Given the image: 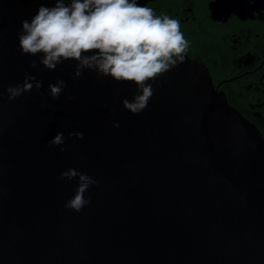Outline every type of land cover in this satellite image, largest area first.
Segmentation results:
<instances>
[{"label": "water", "instance_id": "1", "mask_svg": "<svg viewBox=\"0 0 264 264\" xmlns=\"http://www.w3.org/2000/svg\"><path fill=\"white\" fill-rule=\"evenodd\" d=\"M249 1L214 6L246 15ZM41 4L55 0H0V264H264V137L204 65L178 61L133 114V83L21 54V22ZM26 74L42 87L10 101ZM57 132L64 143L49 145ZM69 168L96 181L79 211L65 207Z\"/></svg>", "mask_w": 264, "mask_h": 264}, {"label": "clouds", "instance_id": "2", "mask_svg": "<svg viewBox=\"0 0 264 264\" xmlns=\"http://www.w3.org/2000/svg\"><path fill=\"white\" fill-rule=\"evenodd\" d=\"M21 54L40 55L39 64L49 70L64 60H75L73 76L79 78L83 69L95 71L100 76L133 83L137 92L122 105L133 114L140 113L153 95L152 83L169 71L177 60L183 61L189 42L180 30V22L167 15H155L153 9L141 6L137 0H55L54 7L38 8L31 20L21 22L18 34ZM37 67V61L29 62ZM42 82L26 74L23 82L8 86L11 101ZM66 87L63 80L49 84V96L56 99ZM71 99V97H69ZM118 127V123L113 124ZM82 138L83 133H69ZM64 137L57 132L49 145H62ZM60 151H64L63 148ZM62 178H78L75 194L66 208L79 211L88 201L84 193L96 181L87 174L69 168Z\"/></svg>", "mask_w": 264, "mask_h": 264}, {"label": "flooded vegetation", "instance_id": "3", "mask_svg": "<svg viewBox=\"0 0 264 264\" xmlns=\"http://www.w3.org/2000/svg\"><path fill=\"white\" fill-rule=\"evenodd\" d=\"M214 2L150 0L145 7L180 22L189 42L184 58L202 63L229 105L264 137V0H250L246 15L227 16L218 15Z\"/></svg>", "mask_w": 264, "mask_h": 264}]
</instances>
